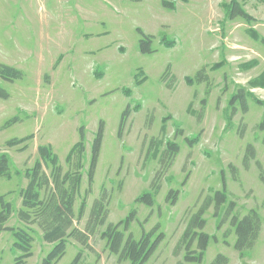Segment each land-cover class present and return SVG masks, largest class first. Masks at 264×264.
<instances>
[{
  "label": "rangeland",
  "instance_id": "rangeland-1",
  "mask_svg": "<svg viewBox=\"0 0 264 264\" xmlns=\"http://www.w3.org/2000/svg\"><path fill=\"white\" fill-rule=\"evenodd\" d=\"M163 1L0 0V64L24 72L15 81L0 76V87L9 93L7 99L0 97V153L10 158L9 174L0 176V204L3 195L13 204L8 225L22 226L20 191L27 184L25 170L39 159V146L51 145L68 170L67 155L83 126L84 176L74 206L78 214L88 189L92 141L104 122L92 192L76 224L84 229L104 189L111 195L106 224L90 237L89 249L69 238L56 264H71L81 250V264H130L109 252L102 232L132 210L136 217L126 234L139 239L143 230L158 225V233L165 236L145 264H210L218 253L227 255L229 264H264V144L257 129L264 117V2L238 0L256 18L248 21L227 17L226 4L232 0H168L174 2L172 8ZM139 29L154 35V52H141ZM165 37L174 45H165ZM204 66L209 83H189ZM257 79L260 84H255ZM242 87L248 112L237 104L232 116L230 99ZM127 108L131 112L120 137ZM15 116L20 120L5 127ZM30 134L34 137L25 150L23 144L7 145ZM196 136L199 141L190 146L186 138ZM170 141L178 143L179 152L162 168L160 158ZM248 143L255 145L261 167L254 160L244 167ZM231 165L237 168L235 175ZM45 169L50 172V167ZM223 175L228 200L218 214L213 205L204 214V231L211 240L203 261L185 262V250L177 254L176 246L205 197L222 189ZM154 180L160 186L154 205L137 202L152 190ZM171 189L179 191L175 204L167 199ZM230 201L235 202L234 214L243 216L255 208L263 219L257 243L242 254L234 249L230 219L222 221ZM32 227L33 255L27 264H42L52 245ZM14 242L12 232L0 233V264H13L20 254Z\"/></svg>",
  "mask_w": 264,
  "mask_h": 264
},
{
  "label": "trees",
  "instance_id": "trees-1",
  "mask_svg": "<svg viewBox=\"0 0 264 264\" xmlns=\"http://www.w3.org/2000/svg\"><path fill=\"white\" fill-rule=\"evenodd\" d=\"M264 2V0H258ZM174 2L164 0L163 4L166 7H174ZM227 17L235 19L242 17L248 21H254L256 18L248 13L240 4L238 0H232L230 4H226ZM142 38L140 39V50L142 53H152L155 50L152 48L154 35L145 34L139 29ZM252 35L257 36L254 30H251ZM264 44V37H261ZM165 45H174V41L163 40ZM0 76L8 81H15L24 76V72L14 66L7 64H0ZM264 78V75H263ZM209 74L207 66L202 67L195 74L194 77H189L188 82L191 84L209 83ZM261 82L257 79L255 84ZM264 84V82H262ZM0 97L7 99L9 93L0 87ZM205 99L202 100L204 105ZM240 105L244 113L248 112L247 93L245 89L239 88L230 99L232 106V116L237 112L236 105ZM130 108H127L122 116L119 136L121 137L130 115ZM203 113L199 114V119H202ZM20 118L15 116L5 123V127L12 125L19 121ZM257 129L263 132L264 144V117L257 124ZM242 129L241 134H243ZM81 138L74 144L67 155V162L69 169L65 170L60 163L59 156L54 152L49 144L40 145L38 148L39 159L34 165L25 170V178L27 184L20 191L21 208L18 210V218L22 224L19 226H10L8 221L13 214V204L1 196L0 204V233L10 231L14 235L15 248L20 252L16 256L13 264H27L29 257L33 255L34 242V228L36 225L42 232L43 240L52 245L51 250L43 258L42 264H56L66 253L68 246V239L72 238L77 241L83 248H91L90 237L94 235L100 227L106 224L110 202V193L104 189L101 195L96 198L92 204L88 218L85 222L84 229L77 226L76 221H80L85 213L87 206L88 194L92 192V183L94 180L98 160L101 153L102 143L104 139V122L101 121L99 128L92 141L90 163L87 171L88 189L82 200L78 214H76L74 206L77 196H79L81 185L83 181V157L86 151L84 142L85 132L84 127L80 128ZM34 134L24 136L22 138H12L7 141L8 146L22 145L21 150L27 148V141L32 139ZM190 146H194L199 141V136L193 138H186ZM153 142L157 143L155 139ZM179 152V145L175 141L167 143L166 148L162 152L160 158V165L169 167L176 155ZM257 150L254 144L248 143L244 156L243 165L249 168L251 162L254 160L256 164L261 167V163L256 159ZM232 166V165H231ZM45 167H50L48 173ZM10 172V158L7 153H0V176L8 175ZM232 172L235 175L237 168L232 166ZM157 173L156 178L159 176ZM152 190L144 192L136 201L148 206H153L155 203V196L158 193L160 186L155 185V180L151 184ZM179 191L171 189L168 193L167 199L175 204L178 199ZM228 195L226 192V179L223 175V187L221 190H216L213 194H209L202 201L198 210L194 212L188 219L186 228L176 246V253H181L185 250L184 261L201 263L203 261L206 250L208 249L211 236L204 231L206 226L205 212L213 205L215 207V214H218L220 208L227 203ZM235 202L230 201L224 213L222 221L230 219L231 226L234 228L235 242L234 249L241 254L245 251L251 250L260 236L262 230L263 219L257 209H250L245 215L239 216L234 214ZM136 217V210H132L130 214L116 224L108 223L105 230L102 232V237L107 240L109 252L115 255L119 262L129 261L130 264H145L155 253L160 243L164 239V233H158V225L152 230L143 233L139 239H136L130 232L126 234L125 231L129 229L130 223ZM123 225L124 229H120ZM196 242V248L192 249ZM83 260V251H79L71 262V264H81ZM179 264H185L180 261ZM210 264H229V257L224 253H218Z\"/></svg>",
  "mask_w": 264,
  "mask_h": 264
}]
</instances>
